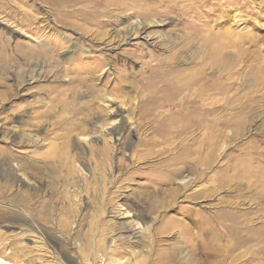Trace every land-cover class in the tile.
Returning <instances> with one entry per match:
<instances>
[{
    "label": "rangeland",
    "instance_id": "obj_1",
    "mask_svg": "<svg viewBox=\"0 0 264 264\" xmlns=\"http://www.w3.org/2000/svg\"><path fill=\"white\" fill-rule=\"evenodd\" d=\"M0 264H264V0H0Z\"/></svg>",
    "mask_w": 264,
    "mask_h": 264
},
{
    "label": "bare ground",
    "instance_id": "obj_2",
    "mask_svg": "<svg viewBox=\"0 0 264 264\" xmlns=\"http://www.w3.org/2000/svg\"><path fill=\"white\" fill-rule=\"evenodd\" d=\"M225 59H226V56H224V55L222 54V60L220 59V62H224Z\"/></svg>",
    "mask_w": 264,
    "mask_h": 264
}]
</instances>
